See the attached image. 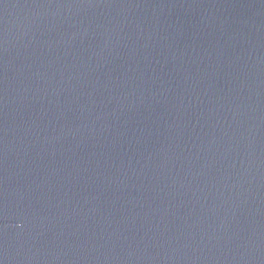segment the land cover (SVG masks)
Returning <instances> with one entry per match:
<instances>
[{"label": "water", "instance_id": "95a60500", "mask_svg": "<svg viewBox=\"0 0 264 264\" xmlns=\"http://www.w3.org/2000/svg\"><path fill=\"white\" fill-rule=\"evenodd\" d=\"M0 264H264V0H0Z\"/></svg>", "mask_w": 264, "mask_h": 264}]
</instances>
